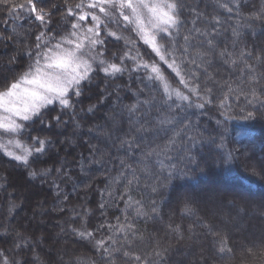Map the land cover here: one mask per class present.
Listing matches in <instances>:
<instances>
[{
  "label": "trees",
  "instance_id": "1",
  "mask_svg": "<svg viewBox=\"0 0 264 264\" xmlns=\"http://www.w3.org/2000/svg\"><path fill=\"white\" fill-rule=\"evenodd\" d=\"M20 2L23 0H9L7 7L0 2V34L17 32L21 34L22 42L34 44L38 22L26 14L20 17L9 15L12 12V3ZM79 2L80 0H70L73 7ZM236 2L237 0H196L194 4L192 0H179L180 4L187 5L189 8L199 5L200 10L207 13L202 21H197L195 26L204 30L207 25L203 21H206L207 24L218 28V34L215 35L214 41L215 56L206 57L218 65V67L209 69L215 73L216 79V83L208 82L214 89L211 96L213 103L206 105L203 109H197L194 106L186 108V110L179 111L178 114L175 109L171 112L165 111L162 115L153 109L151 115L154 124L157 115H160L161 119L175 116L176 120H182L183 124L168 125L167 135L160 132L159 137L152 130L144 133L147 140L152 141L151 148H156L158 144L163 145L169 137L173 136L175 144L167 153L154 154L148 159H144L140 153H137V159L141 160V163L135 166L139 182L137 184L136 181H133L130 186L126 180L119 177L120 159H126L123 152L127 149V145L125 144L121 149L116 136H121L124 139H132V137H123L122 133L116 131L112 139L107 141L100 135L88 132L90 129L93 132L107 130L106 115L121 112L122 109L124 111L122 115L120 114V121H123L124 132H127L129 130L127 107L136 103L137 96L141 102L155 98L159 106L161 98L167 99L170 95L172 101L179 102L175 93L179 91L187 95L188 91L180 83V78L169 67L171 57H166L164 61H161L152 52L150 45L136 39L130 30H117L113 24L112 29L122 35L124 39L119 42V50L114 46L115 41L113 45H109L106 59H111L115 53L117 57L115 62L119 65V57L124 55L125 43L131 39L135 41L133 53L138 46L142 58L128 61L127 66L132 68L136 64L148 63L147 72L144 70L138 74L125 72L121 79L108 85L107 91H104V80H93L91 85L93 91L85 92L81 98L83 102L75 109L78 120L72 121L70 112L69 115L62 117L63 120L69 121L67 128L52 127L50 129L48 127V120L59 112L57 106L55 111L46 118L44 125L37 121L34 126L22 129V136L13 135L15 140L8 144L6 149L4 146L6 140L0 138V164L17 172L19 176L17 178L9 171H0L2 180L0 181V207H2L0 233L5 232L1 224L7 205L10 209L8 220L10 224L12 222V229L16 231L20 227L18 204L21 201L19 203L12 201L7 194L8 187L4 183L15 184L24 182L26 179L25 182H29L40 191L39 194L33 193V195H40L44 207L53 208L55 205V210L58 212L55 220H58L65 230L72 226L71 223H65L73 217L72 209L79 212L84 207L94 213L88 218V230L95 229L101 222H105L103 230L107 232L105 239L111 243L113 248L122 250L115 253L119 256L115 264H128L123 252L128 251L129 248L132 249L131 256L140 255L146 258L139 264H149V261L160 264L155 252L160 251L161 248L167 249L163 264H264V245L260 243L264 241V234L258 235L259 238L261 237L260 239L250 241L239 238L233 226L227 227L218 216L211 214L197 200L193 199L194 202L185 203L184 195L181 192L183 187L195 188L197 192L203 183L215 185L213 186L215 190L206 188L204 193L199 194L204 197H210L209 195L213 194V200L224 205V215L220 214L221 218L231 222L225 214L236 218L238 215H245L243 216L244 221L249 223L251 231L259 225H264V107H260L259 104L249 105L243 95H240L238 99L233 95L225 102V107L220 106V101L228 90L227 84L230 83L233 88H236L239 83L240 70L247 64V61L241 57V53L251 52L258 56L264 50V20L250 22L246 19L250 15L255 16L261 8H264V0H240L246 7L241 9L239 17L235 12L228 11L230 7H235ZM51 4H58L60 9L65 7L64 0H51ZM49 6L51 5L49 4ZM194 15L187 8L184 10L182 19L188 20L189 23L187 28L181 29L179 37L181 45L184 44L183 37L187 29L193 27L191 21ZM60 18V11L57 10L54 19L59 21ZM53 27L56 25L54 24ZM208 31L211 29L208 28ZM153 33L151 32V37ZM5 43L9 46L5 47L4 44H0V76L7 77L11 81L13 77H19L22 71L27 70V65L31 62L22 55L24 51L22 47L15 48L12 41ZM156 44L158 46L163 44L159 40V35H157ZM167 47L170 48L171 45L169 44ZM201 51L200 48L190 50L191 55L196 57L198 62L197 54ZM13 52L21 53V63L16 65L7 63L9 66L5 67L4 58L8 60ZM145 52L149 55H143ZM221 52L227 54L225 58L229 63H224L225 58L220 57ZM9 53L10 55H8ZM232 60L237 63L229 67ZM153 61L156 65V72L152 71ZM253 62L255 63L254 59ZM183 67L188 69L194 65L185 64ZM260 67L264 68V65H260ZM99 75L103 76V73ZM137 76L144 77V82L141 83ZM148 76H151L152 80H148ZM204 82H206L205 78H202L201 87ZM97 84L99 87H96ZM145 84L148 87H145ZM260 87L264 88V84H261ZM115 89H119V91L117 92ZM101 93H103V98ZM257 94L259 95V93ZM117 96H119V100H117ZM192 99L194 102H199L195 100V97ZM261 99L264 100V97ZM91 106H95V115L88 112ZM143 106L145 109L148 108L147 103H144ZM248 109L254 111L253 119L246 118ZM140 115V112L136 113L137 117ZM24 123L19 121L21 125ZM76 123L80 124L78 144L71 147L70 151L61 152L55 143V138L67 137L69 129ZM185 125L188 127L185 128ZM132 127L134 131L139 127V124L132 125ZM36 136L47 137L53 141L55 146L48 150L52 159L48 156L41 157V162L33 164L29 169L15 166V161H12L5 153L13 152L17 155H24L25 148L34 151L30 147L31 138ZM206 139L213 140V142H206ZM114 141L115 146H113ZM17 144L20 146L17 147ZM91 145H96L99 149L97 160L110 161L105 165L107 171L104 168L96 171L95 168L99 167L98 165L93 166L86 163L91 159L90 152L93 150ZM55 151L57 152L55 153ZM202 153L203 156H200ZM62 164L68 169L70 178L59 175L55 171ZM42 169L52 170L47 178L37 176L33 179L28 175L30 171L34 170L39 173ZM170 172L174 175L165 180ZM210 176L218 177L221 180L219 185L212 183ZM54 180L60 186L59 198L53 185ZM223 183L226 186L231 184L234 187L233 192L222 190ZM105 188L107 191L104 193V201L110 199V193L119 192L124 195L116 196L115 204H109L106 215L101 216L99 210V204L102 202L100 192ZM65 196L68 197L67 200H64ZM229 203L234 207H229ZM61 204L65 207L64 212L58 211ZM153 207L155 212L152 211ZM253 213L257 215L252 218L247 217ZM75 226L80 227L78 218ZM110 227L113 229L112 231H109ZM11 231H8L10 235L7 242H0V249L7 251L9 256L12 255L9 248L13 240V236H11L13 231ZM64 233L65 245L63 244V248L69 251L67 258L71 261L70 264H77L72 262L74 260L83 261L81 264H93L97 260L98 254L95 253L92 244L79 240L74 234L67 236L65 231ZM101 234H97V238ZM19 235L31 241V234L28 233L26 226L21 228ZM50 235V232H46L45 240H48ZM220 241L226 242L227 248L232 251L226 250L221 253L219 251ZM80 244H83L86 249ZM249 248H253L254 251L249 252ZM36 254H38L40 262L43 260L44 264L45 262L50 264L49 257H47V261L42 257L44 253L43 250L40 251V248L34 247V251H29L27 257L31 259ZM16 258L19 259V257ZM131 264H136V262L132 261Z\"/></svg>",
  "mask_w": 264,
  "mask_h": 264
},
{
  "label": "snow or ice",
  "instance_id": "2",
  "mask_svg": "<svg viewBox=\"0 0 264 264\" xmlns=\"http://www.w3.org/2000/svg\"><path fill=\"white\" fill-rule=\"evenodd\" d=\"M0 2L7 7L9 0H0ZM64 5L65 7L60 9L58 4H51V0H23L20 3H12V12L9 15L20 17L26 14L29 18H33L35 22H38L36 25L38 31L35 35L34 44L26 41L22 42L20 40L21 34L17 32L0 34V44L8 47L9 45L5 42L12 41L17 47L24 49L22 55L31 62L27 65V70L22 71L19 77H13L11 81L7 77L0 76V112L7 114L3 120H0V131L22 136V129L34 126L37 121L44 125L46 118L55 111L57 106L59 107V112L48 120V127L50 129L52 127L67 128L69 121L63 120L62 117L69 115L70 112L71 120H78L75 109L83 102L81 98L85 92L93 91L91 86L93 80H104V91H107L108 85L117 79H121L125 72L137 74L141 70L147 72L148 63L136 64L132 68L127 66L128 61L142 58L138 46L135 49V53H133L135 41L131 39L125 43L124 55L119 57V65L115 62L117 59L115 53L111 59H106L109 45H113L115 41L114 46L119 50V42L124 39L111 26L115 24L116 29L119 31L133 30L143 33L142 18L147 14L149 21L153 22L154 33L152 40L144 39V43L151 46L152 52L161 61H164L166 57H171L169 67L180 78V83L187 89L188 94H182L177 91L175 95L179 102L172 101V97L169 95L167 99L161 98L159 106L155 98L141 102L137 96L136 103L127 107L128 123L130 125L139 124V127L135 128L134 131L130 127L127 132H124L123 121L113 119V129L122 133L123 137H132V139H124L121 136H116L121 149L124 148L125 144L127 145V149L123 152V156L126 159H120L119 177L126 180L129 186L133 184V181L138 184L139 178L136 176L135 166L140 164L141 160L137 159L136 154L140 153L144 159H148L154 154L167 153L175 144V137L173 136L169 137L163 145L158 144L156 148H151L152 141L147 140L144 133L152 130L159 137L160 132H164L167 135L169 131L168 125L183 124V121H177L175 116L161 119L160 115L155 117L154 124L151 115L152 110L155 109L162 115L165 111L171 112L175 109L178 114L179 111L186 110V108L194 106L197 109H203L206 105L213 103L211 96L214 89L208 82L216 83V79L215 73L209 71V69L218 67V65H215L211 59H206V57L215 56L214 41L215 35L218 34V28L207 24L206 21H203L207 25L204 30L195 26L197 21H202V18L207 13L202 12L199 5L189 8L187 5L180 4L179 0H80L79 3L75 4V7L71 5L70 0H64ZM244 7L246 6L240 0H237L235 7H230L228 11L230 13L235 12L236 16L239 17L240 11ZM186 8L195 15L191 21L193 27L187 29L183 37L184 44L181 45L179 42L181 29L187 28L189 23L188 20L182 19ZM57 10L61 14L59 21L54 19ZM246 19L250 22L264 20V8H261L255 16L250 15ZM54 24L56 27H53ZM208 28L211 31H208ZM157 34H159V40L163 42L159 46L156 44ZM169 44L171 45L170 48L167 47ZM195 48L202 49L197 54L199 62L190 53V50ZM143 55L149 54L145 52ZM226 55L225 52L220 53L221 58H225ZM20 56L21 53L13 52L8 57V63L10 65L21 63ZM241 57L247 61V64L240 70L239 83L236 88H233L230 83L227 84L228 90L220 101V106L225 107V102L233 95L237 99L240 95H243L249 105L255 106L259 104L260 107H264V100L261 99V97H264V88L260 87L261 84H264V68L260 67V65H264V50L258 56L251 52H242ZM149 58L151 59V57ZM224 63L227 64L229 61L225 58ZM236 63L237 61L232 60L229 67L236 65ZM185 64L194 65V67L185 69L183 67ZM151 66L152 71L156 72L154 61ZM100 73H103V76H100ZM137 78L141 80V83L144 82V77L137 76ZM202 78H205L206 82L201 87ZM147 79L152 80V77L148 76ZM96 87H99V84ZM145 87H148V85L145 84ZM115 91L118 92L119 89H115ZM100 95L103 98V93ZM193 97L199 102H194ZM117 100H119V96H117ZM144 103L148 104L147 109L144 108ZM123 111L122 109L121 115ZM88 112L95 115V106H91ZM137 112L141 113L140 117L136 116ZM246 118H254L252 109L247 110ZM17 120H22L25 123L23 125L18 124ZM79 127V123L74 125V129ZM187 127L188 125H185V128ZM92 131L90 129V133ZM106 135H108L109 139H112L115 133L109 132ZM31 139L32 144L30 147L34 151L25 148L24 155H17L13 152L5 153L12 161H15V166H23L25 169H29L33 164L40 163L41 157L48 156L52 159L48 150L55 146L53 141L47 137L40 138L39 136ZM19 146L17 144V147ZM113 146H115V141ZM91 147L93 149L90 152L91 159L87 160L86 163L93 166L98 165L99 167L95 168L96 171L101 168L107 171L105 165L110 161L97 160L96 156L99 154V149H97L96 145H91ZM29 157H32V159H29ZM51 171V169H42L38 173L33 170L28 175L33 179L37 176L47 178ZM55 171L59 175L70 178L69 171L63 164L61 167L56 168ZM173 175L170 172L169 176L165 177V180ZM53 185L59 198V183L54 180ZM105 191H107V188L102 189L100 192L102 202L99 204V210L101 216L106 215L109 204H115L116 196L124 195L119 192L110 193V199L104 201ZM183 195L185 203L194 202L190 194ZM67 199L68 197L65 196L64 200ZM58 211H65L63 204L60 205ZM152 211L155 212L154 207ZM72 213L73 217L70 218V221L65 222L71 223L72 226L65 230L64 226L61 225V231H65L66 234H74L79 240L92 244L95 253L98 254V258L93 264H115L119 259V256L115 255V253L122 250L113 248L111 243L105 239L107 236V232L103 231L105 222H101L95 229L88 230V218L94 213L89 208L84 207L79 212L76 209H72ZM140 214L142 215V213ZM77 218L80 221V227L75 226ZM112 230L110 227L109 231ZM100 233L102 234L97 238V234ZM9 235L10 233L7 230L0 233V242H7ZM40 242L41 240H37L30 247L28 241L17 234V237L9 245L12 250L11 256H9L7 251L0 249V264H40L38 254L31 259L27 257V253L34 251L35 245ZM260 243L264 245V241ZM219 244L221 253L226 250L232 251L227 248L226 242L220 241ZM131 251L132 249L129 248L128 251L123 252L128 264H131L132 261L139 264V262L146 259L140 255L131 256ZM252 251L254 249L249 248V252ZM166 252L167 249L163 248L155 252L160 264H163ZM15 257H19V259H15ZM149 264H154V262L149 261Z\"/></svg>",
  "mask_w": 264,
  "mask_h": 264
},
{
  "label": "rangeland",
  "instance_id": "3",
  "mask_svg": "<svg viewBox=\"0 0 264 264\" xmlns=\"http://www.w3.org/2000/svg\"><path fill=\"white\" fill-rule=\"evenodd\" d=\"M192 2L195 4L196 0H192ZM9 26V25H6ZM113 26V25H112ZM142 26H143V33L137 32V31H133L130 30L135 36L136 39L138 38L142 43H144V39H147L149 41L152 40L151 37V32H154V28H153V22L149 21L147 14H145V16L142 18ZM8 33V32H7ZM6 33V34H7ZM103 35V34H102ZM159 35V34H157ZM143 40H142V39ZM13 46L15 48L18 49V47L13 44ZM10 55V53L8 54ZM8 60H6V58H4V66L8 67L9 64ZM120 114L121 112H116L112 115H106V122H107V130L103 129L101 131H92V133H90V131L88 132L89 134H94V135H100V137H102V139L105 140H109L108 135H106V133L109 132H116L115 129H113L112 126V121L113 119H115L116 121H120ZM6 113H2L0 112V120H3V118L6 116ZM19 121L22 120H17L16 122L19 124ZM24 122V121H22ZM74 125L69 129V132L67 134V137L65 138H55V143L58 146V149H60L61 152H64L65 150L70 151L71 147H73L75 144H78L79 140V131L80 129H74ZM129 125V128L132 127V125ZM133 128V127H132ZM13 135H17V134H12V133H5L3 131H0V138H4L6 141L4 143L5 149L6 146L8 144H11L15 138L13 137ZM206 142H213V140L210 139H206ZM204 141V142H205ZM213 145V144H212ZM53 151V150H52ZM57 151H55L56 153ZM54 153V154H55ZM20 155V154H18ZM56 155V154H55ZM203 156V153L200 155ZM247 156V155H246ZM60 158V157H58ZM244 158L245 155H244ZM0 171H9V173H13L12 175H15L17 178H19L18 173L11 170L9 167L1 165L0 164ZM26 180V179H25ZM16 182L11 183V182H6L4 183L6 187H8V191L7 194L10 196V198L12 199V201L19 203L18 207L20 208L19 212H20V227L18 230L14 231L13 226L9 223V210L8 209V205L5 209V211L3 212V216H2V228L3 230H7V231H11V236H13V239L17 237V234L20 233L21 228L25 227L27 228L28 233L31 234V241H28L29 246H33L35 244V241L37 240H41V242L38 245H35V248L39 249L40 251L43 250L44 256L42 255V257L47 261V257H49L48 259L50 264L53 262L54 264H70V260L69 258H67V254L69 253V251L64 250L63 248V244L65 245V241H64V237H65V233L64 231H61V223L56 219V214L58 213L57 210H55L56 208L53 206V208H49V207H44L43 204L41 203V198L39 197L40 195H36L34 196L33 193L35 194H39L40 191L38 189H36V187H34L32 184H30L29 182ZM210 180L212 181V183H216L217 185H219V182L221 181L218 177L215 176H210ZM0 181L1 177H0ZM22 181V180H21ZM215 186V185H213ZM212 185H206V183H203L198 189L200 190H195V188H186L183 187L182 189V193L183 194H190L194 200H197L198 203H201L202 207L206 208L207 210H209L211 212V214L218 216L221 221L228 227V226H233L234 227V231L236 232V235L239 238H244L246 239V241H250V240H256V239H260L258 237V235H263L264 234V225H259L257 228H253L252 231L249 230V223L245 222L243 218V216L245 215H238L237 218L235 216L232 215H228V218L231 220V222L228 220H225L223 218L220 217V214L224 215V210L225 207L224 205L218 204L213 200V194H210L209 196L211 197H204L201 196L199 193L203 192L206 188H209L210 190H215V187H213ZM219 187V186H218ZM222 190L224 191H232V189L234 188L233 186L230 185H224ZM233 192V191H232ZM202 193V195H203ZM196 194V195H195ZM6 197V196H5ZM9 200V199H6ZM31 200V202H30ZM9 204V203H8ZM1 205V204H0ZM229 207H234V205H232L231 203L228 204ZM227 206V207H228ZM25 209H27V211H25ZM2 211V207H0V214ZM48 211V213H46ZM256 213L253 214H249L247 215V217L252 218L254 216H256ZM55 216V217H53ZM238 217H241L240 219ZM52 219H54L52 221ZM11 225V226H10ZM17 227V226H16ZM20 230V231H19ZM46 232H50L51 235L49 236L48 240H45V236H46ZM67 236H69L70 234H66ZM67 239V238H66ZM8 245V243L6 244V246ZM81 246H84L83 244H80ZM84 248L86 249V247L84 246ZM12 252V250H10ZM17 259V258H16ZM72 262H75L77 264H81L80 260H74ZM40 264H44V261L42 260V262H40ZM45 264H49L46 263Z\"/></svg>",
  "mask_w": 264,
  "mask_h": 264
}]
</instances>
